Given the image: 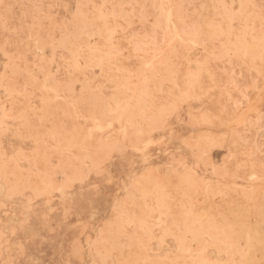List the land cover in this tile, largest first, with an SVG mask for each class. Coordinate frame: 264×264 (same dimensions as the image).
<instances>
[{
  "label": "rangeland",
  "instance_id": "rangeland-1",
  "mask_svg": "<svg viewBox=\"0 0 264 264\" xmlns=\"http://www.w3.org/2000/svg\"><path fill=\"white\" fill-rule=\"evenodd\" d=\"M0 264H264V0H0Z\"/></svg>",
  "mask_w": 264,
  "mask_h": 264
},
{
  "label": "bare ground",
  "instance_id": "bare-ground-1",
  "mask_svg": "<svg viewBox=\"0 0 264 264\" xmlns=\"http://www.w3.org/2000/svg\"><path fill=\"white\" fill-rule=\"evenodd\" d=\"M170 11H171V9H170ZM170 13V12H169ZM171 13H172V11H171ZM167 14V13H166ZM171 16V15H170ZM171 18V17H170ZM168 19H169V17H168ZM172 22V21H171ZM173 23V22H172ZM172 26H173V24H172ZM174 29H175V27H173ZM176 31V30H175ZM175 31H174V33H175ZM176 34H177V31H176ZM178 36V35H177ZM252 110V109H251ZM119 121V120H118ZM237 122H238V120H237ZM97 126V125H96ZM99 127V126H98ZM176 150V149H175ZM178 150H180V149H178ZM141 153H142V151H141ZM123 182V181H122ZM158 245V244H157ZM156 255H158V254H156ZM211 258V257H210Z\"/></svg>",
  "mask_w": 264,
  "mask_h": 264
}]
</instances>
